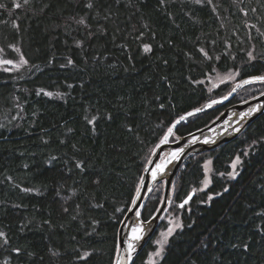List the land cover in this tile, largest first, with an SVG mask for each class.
<instances>
[{
  "label": "trees",
  "instance_id": "1",
  "mask_svg": "<svg viewBox=\"0 0 264 264\" xmlns=\"http://www.w3.org/2000/svg\"><path fill=\"white\" fill-rule=\"evenodd\" d=\"M0 5V52L27 61L0 68V264H114L120 224L168 128L264 74V0ZM229 71L235 83L209 89V75ZM263 91L264 82L244 84L180 121L169 140ZM237 155L240 175L221 177ZM209 157L211 184L199 190ZM192 191L155 264H264V112L183 163L171 197L179 205ZM163 195L164 180L145 200L144 221ZM152 239L132 264H145Z\"/></svg>",
  "mask_w": 264,
  "mask_h": 264
},
{
  "label": "water",
  "instance_id": "2",
  "mask_svg": "<svg viewBox=\"0 0 264 264\" xmlns=\"http://www.w3.org/2000/svg\"><path fill=\"white\" fill-rule=\"evenodd\" d=\"M255 76H260V75H255ZM251 77L254 76L247 77L242 81L248 80ZM241 82L235 87L236 89L235 91L232 90L229 93L227 99H218L213 101L220 102L230 99L244 85ZM213 101H210L207 104L201 106L200 107L202 109L201 111L206 109L208 105L214 104ZM245 109H252V110L259 109V111H252L251 115L245 118H239L241 112ZM190 112H192L193 114L197 113L195 112V110ZM263 112H264V91L250 99L244 100L240 103H236L227 107L222 113H220V115H218L208 125L199 128L195 131H192L186 135L180 136L175 141H170L169 140L170 135H169L167 143H163V144L160 143L156 147L149 160L147 167L145 168L147 169V171L144 170L143 172V178L139 185L140 198L137 199V192H136L133 199V201H135L136 203L134 204L132 201L129 210L125 214L120 224L118 230V252L114 264H117V262H119V264H132L136 256L143 249L144 245L154 234L159 219L161 218L163 212L165 211V209L169 204L173 181L177 173L179 172L181 166L183 165V163L192 155H196L207 150H212L233 140L239 134H241L251 124V122H253ZM183 116L186 118L188 115L185 114ZM231 118H233V121H236L233 126L235 132L231 134L229 130L226 131L225 134L223 135L220 136L217 135L218 132L225 126L227 120ZM174 124L176 126V123ZM236 129H239V132H237ZM166 135H168V133ZM205 141H207V143H205ZM181 149H183V152L180 151ZM173 151L177 152L176 155H178L179 158L178 159H173V157L171 158L170 160L171 165L169 166L170 169L168 170V172L158 173L159 169L156 166L159 165L162 155L168 152V156H170V152ZM153 174L156 175L155 180L152 179ZM162 180H164L163 200L156 213L148 221H144L141 218V211L144 206L145 200L149 195L150 191L153 189V187ZM193 195H194V191H192L185 199H187L189 196H191L192 198ZM136 212L140 213L139 217L135 215ZM147 223L151 225V228L150 229L145 228L146 231L143 234V238L139 242L137 241L130 242L129 235L132 234V230H133L132 228L137 227V225L139 226ZM129 243H132L134 245L135 250L129 249L128 247Z\"/></svg>",
  "mask_w": 264,
  "mask_h": 264
},
{
  "label": "rangeland",
  "instance_id": "3",
  "mask_svg": "<svg viewBox=\"0 0 264 264\" xmlns=\"http://www.w3.org/2000/svg\"><path fill=\"white\" fill-rule=\"evenodd\" d=\"M254 48L255 47H253V49ZM258 52H259V50H258ZM22 58L23 57L21 55H18L15 59L8 60V58H5L3 56V54L0 52V68L6 67V68H9L11 70L12 69H21L25 65V63L22 62ZM4 61H12V63H4ZM237 77H238V73L235 71H229L226 73L215 72L214 74L209 75L207 77V79L209 81V84L207 86L209 87V89H215L219 85H221L225 82H230L233 84V83H235V80L237 79ZM202 82H204V80H202ZM229 93H228V95H229ZM249 112L252 113V109L243 110L241 112L239 118H245V117L249 116V115H246V113H249ZM235 122L236 121H233V118L227 120L225 126L218 132L217 135H219V136L223 135V134H225L226 131H229V130H230L231 134L234 133L235 129L233 128V126H234ZM170 141H172V140L170 139ZM176 154H177L176 151L170 152V156H168V152L164 153L161 157L159 165H161L165 169L171 163V161H170L171 158ZM209 161H210V163H209ZM148 163H149V161L147 162L145 168L147 167ZM211 163H212V159L210 157L206 158L203 162L204 178H203V182H202V185L199 188V190H201V189L205 190L211 184V181H210V176L212 175V164ZM230 171H232V169ZM142 178H143V174H142L141 180H142ZM205 180L210 181V183H208L207 187H205V183H204ZM179 209L180 208L178 207V204H176L175 201L172 199V197H170L169 204H168L167 208L165 209V211L163 212L161 218L159 219V222H158V225L155 229L154 234L151 236V237H153L152 243H151L152 248L147 254V257L145 259V264H155L157 261H159L163 255L164 251H165L166 244L169 242L170 237L177 230H179V228L175 227V225L177 223L182 224V218L180 217V210ZM139 226H143L144 228H148V229L151 228V225L149 228L148 223L144 224V225H139ZM182 226H183V224H182ZM134 228H136V227H134ZM134 228H132V229H134ZM169 229H173L172 234L170 236L163 235V234H166L169 231ZM150 239L148 241H150ZM165 240H166V243H163V244L157 243V241L163 242ZM161 248L163 249L162 252H161ZM157 252H161V255H159V256L156 255Z\"/></svg>",
  "mask_w": 264,
  "mask_h": 264
},
{
  "label": "snow or ice",
  "instance_id": "4",
  "mask_svg": "<svg viewBox=\"0 0 264 264\" xmlns=\"http://www.w3.org/2000/svg\"><path fill=\"white\" fill-rule=\"evenodd\" d=\"M25 2H27V0H25ZM15 6H16V7H20L19 4H16ZM90 6H91V5H89V7H90ZM0 7H2V5H0ZM144 51H145V52L150 51V47H149L148 45H144ZM250 55H251V54H250ZM22 62H23V63H27V61H26V60H23V58H22ZM4 63H12V61H4ZM71 63H72V61L69 60V64H71ZM256 81L264 82V75L251 77L250 79H248V80H244V81H242L241 83H242V84H250V83H253V82H256ZM69 87H71V85H69ZM235 90H236V89L234 88L233 91H235ZM41 91H43V90H41ZM37 94L39 95V93H37ZM46 95L51 96L52 93H46ZM224 99H227V97H224ZM213 103H218V101H213ZM208 107H211V105H208ZM201 110H202L201 108H197V109H195V112H200ZM252 111H259V109H254V110H252ZM187 115H188V116H192L193 113H192V112H189V113H187ZM246 115H251V112L246 113ZM184 119H185V117H184V116H181L180 119L177 120L175 123L178 124V123H180V121H182V120H184ZM89 123H92V121H89ZM174 127H175V124H173L172 127H169V128H168V135H165V137L161 140V143H162V144H163V143H167V141H168V136L172 134V132H173V128H174ZM236 131L239 132V129H236ZM205 143H207V141H205ZM256 143H258V142L255 141V140L252 141V144H253V145H255ZM249 147H251V145H250ZM180 151L183 152V149H181ZM242 154H243V156H245V157L248 156V152H247V151H244ZM178 158H179L178 155H174V156H173V159H178ZM53 159H55V158H53ZM209 163H210V161H209ZM242 164H243V161H242V159H241V156H240V155H237V156L235 157V159L233 160L231 166H230L231 169H232V171H229V172H227V173H223V172H222V173H219V175H220L221 177H224V178L228 179V180H235V179L237 178V176L240 175V171H238L237 169H238V167L241 166ZM80 166H81V163H80V162H77L76 167L79 168ZM156 167L160 170L161 173H163L164 168H163L161 165H157ZM206 167H207V166H206ZM145 171H147V169H145ZM152 179H153V180L156 179V175H155V174L152 175ZM204 183H205V187H207V185H208V183H210V181L205 180ZM201 190H203V189H201ZM228 190H229L228 187H224V188H223V192H228ZM136 191H137V199H139V198H140V196H139L140 188H137ZM194 191H195V190H194ZM216 195H222V193H217ZM190 199H191V196H189V197H188L187 199H185L181 204H179L178 207H180V208H184V206L189 202ZM212 199H213V196H212V195H209V196H208V200L211 201ZM133 203L135 204L136 202L133 201ZM117 211H121V209H117ZM135 215H136L137 217H139V216H140V213H139V212H136ZM262 215H264V214H262ZM175 227H176V228H181V227H182V224L177 223V224L175 225ZM149 228H150V224H149ZM145 231H146V229H145L143 226H137L136 228H134V229L132 230V240L139 242V241L143 238V234L145 233ZM172 231H173V229H169V231H168L166 234H163V235H165V236H170V235L172 234ZM157 243H161V244H163V243H166V240L163 241V242H161V241H157ZM128 247H129V249H131V250H135L134 245H133L132 243H129ZM245 247H247V245H245ZM162 250H163V249L161 248V252H162ZM161 252H157L156 255H158V256L161 255ZM87 255H89V254H88V253H85V257H86ZM117 264H119V262H117Z\"/></svg>",
  "mask_w": 264,
  "mask_h": 264
},
{
  "label": "bare ground",
  "instance_id": "5",
  "mask_svg": "<svg viewBox=\"0 0 264 264\" xmlns=\"http://www.w3.org/2000/svg\"><path fill=\"white\" fill-rule=\"evenodd\" d=\"M171 165V163L169 164V166ZM169 166H167L165 169H164V173L165 172H168V170L170 169ZM158 173H160V170H158ZM129 241L130 242H135L134 240H132V234L129 235Z\"/></svg>",
  "mask_w": 264,
  "mask_h": 264
}]
</instances>
